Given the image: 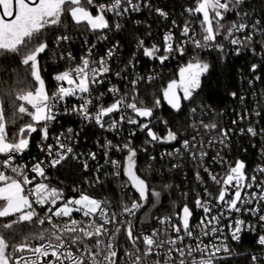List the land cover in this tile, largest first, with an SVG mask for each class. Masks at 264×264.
<instances>
[{
    "label": "snow or ice",
    "instance_id": "obj_1",
    "mask_svg": "<svg viewBox=\"0 0 264 264\" xmlns=\"http://www.w3.org/2000/svg\"><path fill=\"white\" fill-rule=\"evenodd\" d=\"M243 3L244 0H190L184 8L188 19H185L183 27L172 21L173 28L179 29V39L169 29L158 43L147 45L144 39L137 40L132 58L114 73L118 78H124L121 77L122 72L135 68L139 62L137 53L157 60L161 65L176 55L186 56L189 45L194 53L186 64L179 67L177 78L169 80L158 95H153L149 106L138 89L144 77L131 79L124 91L115 85L108 88L107 93L98 91L112 74L109 62L119 49L118 42L98 59L93 54L94 44L78 61L71 52L66 56L59 53L60 59L65 60L68 66L53 76L56 86L51 92L42 75L41 58L51 50L45 34L52 31L55 35L59 27H66L63 21L69 17L76 28L95 34L98 41L108 40L107 32L113 27L117 30L122 27L119 22L110 23L109 14L119 19L148 9L167 20L168 13L162 8H154L151 0H108L107 3L98 0H0V58H19L29 78L27 88L16 91L11 103L14 116L29 118L18 128H9V124L16 121L6 118L4 98L0 96V264H120L118 235H124L132 249L124 250V264H218L222 259L221 253L230 254L224 242L228 239L224 236L225 229L234 241H239L240 233L245 230L257 232L256 243L264 249V179H258L256 174L249 176L242 160L233 163L217 152L212 160L220 164L223 175L204 167V172L217 188V194L213 195L208 187H204L203 196L197 193L195 207L203 215L194 228L191 223L193 209L184 203L174 206L172 215L157 217L163 226L162 231L157 228L145 234L135 231L131 218H135L148 204L155 207L151 198L158 202L161 192L151 188L147 178L138 174L137 150L130 139L123 144L106 140L99 145L103 149L105 164L115 169L111 175L119 177L123 174L127 178L122 183V190L130 187L138 193L130 203L121 201L119 214L110 210L111 202L96 199L87 190L74 187L72 192L76 195L69 196L65 189L50 183L49 168L62 167L69 159H81L82 154H77L73 146L66 143L76 135L71 128L67 135L61 133L56 136L54 144L44 143L49 140L50 125L56 121L61 106L64 114H75L82 121L94 122L110 132L119 131L125 124L135 126V130L129 131V136H135L136 130L146 133L149 139L145 143L176 141L177 134L167 128L166 120L160 121L167 128L165 135L154 131L158 120L155 112L165 103L180 112L185 101L194 102L201 89L202 77L211 68L200 58V50H215L222 54V59L226 41L227 45L233 46L235 55H240L242 50H250L254 55L264 57V22L249 19V14L241 8ZM229 15L240 19L226 23ZM70 39L66 34L55 36L58 46ZM258 67L260 65L252 64L251 71L255 73ZM255 78L260 79L259 76ZM155 79L149 75L147 82ZM248 83L251 85L252 81ZM108 93L112 97L111 103L104 100ZM4 95L11 97L13 92ZM231 95L237 97L235 92ZM69 98L78 101L70 108L66 106ZM239 99L243 103L245 98L241 95ZM190 111L195 116L197 109L193 107ZM255 115H261L260 111ZM244 118L241 114L240 119ZM192 127L202 128L205 132L218 131L219 143L226 146L230 130L219 129L215 122L205 123L202 118L193 120ZM247 133L258 135L253 126L247 128ZM33 134L40 135L38 146L47 158L34 160L30 166L20 164L17 158L29 149ZM259 134L264 135V129ZM216 141L217 137L213 136L207 145L210 147ZM183 149L203 166L208 155L203 139L197 141L195 135L191 140L185 138ZM113 150L127 151L123 162L111 158L109 153ZM97 155L96 152L87 153L82 161L85 171L89 170V160L96 161ZM103 168L104 165H97L95 171L99 173ZM255 172L264 176V165H257ZM196 176L201 180L199 171ZM100 183L97 176L89 187ZM183 195L187 197L188 194ZM244 213L255 217L257 223H246L241 219ZM77 214L80 219L76 218ZM108 225H113L114 229L110 231ZM21 226L28 227L27 233L21 230ZM222 236L224 240H221ZM205 238H210L208 243ZM149 257L155 259L149 260ZM251 264H264V251L260 255L253 254Z\"/></svg>",
    "mask_w": 264,
    "mask_h": 264
},
{
    "label": "trees",
    "instance_id": "obj_2",
    "mask_svg": "<svg viewBox=\"0 0 264 264\" xmlns=\"http://www.w3.org/2000/svg\"><path fill=\"white\" fill-rule=\"evenodd\" d=\"M98 2L106 3L108 0H98ZM151 3L154 8L159 7L166 11L168 19L165 20L157 15L155 11H149L148 9L130 14L120 32L117 33V39L120 44L118 60L125 64L132 58V54L136 52L138 39H144L147 45H151L152 42L158 43L160 42L161 29L168 28L172 25L173 20L180 27H183L185 19H188L187 15L184 14V8L189 5L190 0H151ZM241 8L243 12L249 14V19L264 22V0H244ZM239 19L240 17L238 16L229 15L226 23ZM63 24L66 27H59L58 30H55V35H53L52 31L45 34L49 40L51 50L42 56L41 66L43 69L42 75L50 92L56 86L53 76L63 68L65 63L67 64L65 60L60 59L59 53H63L66 56L67 52H74L75 54L80 52L83 44L76 40L87 34L76 28L70 17L64 20ZM175 32L176 37L179 39V29L175 28ZM60 34L69 35L73 39L58 46L55 43V36ZM259 51L260 49L257 47V53ZM192 55L194 53L191 52H188L184 57L176 55L164 65H160L158 62H152L142 56V54L137 53L141 71L150 73L152 76H155L153 74L155 71L158 74L151 83H148L145 79L138 85L140 95L145 100V103L151 106L153 95H158L161 87L165 86L169 80L177 77L179 67ZM221 55V53L211 49L199 52L200 58L211 65L209 73L202 77L199 94L195 97L194 102L185 101L179 113L170 110L165 104L157 109L155 116L158 120L154 131L160 135H165L167 128H171L178 138L188 135L193 131L190 122V110L193 107L201 110V112L205 109L209 113V116H206L204 112L202 113V118H205V121H208V118L213 119L227 129L233 127V119L240 118L241 114L245 118H258V129H264V62H262L264 57L259 54L254 55L250 50H242L240 55H235L233 46L225 49L222 59ZM254 63L260 65L255 73L251 71V66ZM256 76H259L260 79L257 80ZM28 79L24 66L19 62V58L8 57L0 59V96L4 98L5 116L9 121H16L15 124H9L10 129L18 128L19 125L29 119L27 116H24L23 119L14 116L11 107L14 93L21 89H26ZM249 80L252 81L251 85L248 83ZM9 91L13 92L11 97L4 95V93ZM233 92L237 93V97L234 98L231 95ZM241 95L245 96L243 103L239 99ZM253 110L254 112H252ZM257 111H260L261 115H255ZM164 120L168 121L167 128L160 122ZM62 121L63 123L75 125L74 120L63 119ZM85 134L89 136L92 132L90 129H86ZM261 136L264 137V135ZM231 137V156H242L244 159H248L250 153L255 154L256 149L254 148L253 150L249 147V138L246 134L243 136L233 134ZM39 138L40 135L33 134L28 149L29 153L34 152L35 144ZM143 138H145L144 134H139L134 136L133 140V145L139 153L136 160L137 168L139 169L138 174L142 178H147L151 188L161 192L160 208L170 212L173 205L187 202L190 204L193 187L198 186L191 174L195 162H191L187 155H183L182 158L179 156L174 158L155 156L154 159H150L149 152L156 148L145 145ZM143 145H145V148L141 150ZM163 147H165L164 144L159 146V148ZM242 147L245 148L246 153L242 151ZM225 153L223 152V154ZM176 160H182L185 163L186 171L181 170L177 166L173 167V162ZM83 173V170L75 161L68 160L62 167L57 166L55 168L53 171L54 178L52 179L55 181L62 180L65 184L70 185L77 182ZM165 185H171L172 187L165 188ZM109 189V193L113 194L114 189ZM185 191L188 194L187 197L183 195ZM21 230L27 233L29 229L27 226H21ZM235 249L239 256L228 258L225 260V264H250V253H256L259 248L255 244V239L250 234H245L241 241L235 245Z\"/></svg>",
    "mask_w": 264,
    "mask_h": 264
},
{
    "label": "built area",
    "instance_id": "obj_3",
    "mask_svg": "<svg viewBox=\"0 0 264 264\" xmlns=\"http://www.w3.org/2000/svg\"><path fill=\"white\" fill-rule=\"evenodd\" d=\"M128 17H130V15L118 19L115 16H113L112 14H109L110 23H112L114 25L116 22H119L122 25V27L124 25L125 20H127ZM120 29L117 30V29H115V27H113L112 31L107 32L109 39L104 40V41H98L95 34H93L91 32H87V34L81 36L80 39L76 40V41L83 44L82 50L80 52H78L77 54H75L74 52H71L72 55L74 57H76V59L78 61L79 57H81L82 55H85L87 53L89 47H91V45H93V44L96 45L95 49H93V54L96 56L97 59L99 58V56L106 55L107 49L109 47H111L114 43H117V42L119 43V41L117 39V33L120 32ZM169 29H172V31L176 35L175 28H173V26L170 25L168 28L161 29L160 37H159L160 41L162 40L164 33L166 31H168ZM237 35H239V33H237ZM72 39L73 38L71 37V39L69 41H71ZM69 41H66V42H69ZM225 44H226V48L231 46V45H227L226 41H225ZM119 47H120V44H119ZM57 49H59V48H57ZM206 50H208V49L200 50L199 52L206 51ZM118 52L119 51L116 52V55L114 56V58L109 62L111 64V67H112V74H110L108 76V78L105 80V83L103 85L99 86V89H98L99 92L107 93V89L112 87L113 85H115L117 88L121 89V91H124L129 86V81L131 79H134L136 76L144 77L147 80V77L149 75H152L150 73L142 72L141 69L139 68V62H138L135 65V68H130L127 72L121 73V77H124V78H118L117 76H115L114 73L117 71H120L125 65V63L118 60V57H119ZM188 52L193 53L191 50V45H189V51ZM58 53H59V50H58ZM189 59H190V57H188L182 65L186 64ZM151 61L152 62L156 61L159 63V61H157V60H151ZM168 61H166L165 63H167ZM67 66L68 65L65 63L63 65V68L60 71H63ZM153 74L155 76L158 75L156 71ZM244 98H245V96H244ZM104 100L107 103H111V100H112L111 94L108 93L104 97ZM77 102L78 101L76 100V98H69L67 103H66V106L70 108L72 106V104H75ZM203 112L206 116L207 115L209 116V113L205 109L202 112H201V110H197L195 116H193L191 114V118H190L191 126H192L193 120H199L202 118ZM252 112H254V110ZM61 117H69V118H61ZM63 119L74 120L75 125L63 123V121H62ZM202 119L204 120L205 123L215 122L218 125L219 129L230 130L229 137L226 141V146L219 143L218 131L205 132L204 129H202V128L199 130L193 128V131L191 133H189L188 135H185L181 138L177 137L176 141H171L169 143H163L165 145V147L159 148V146L161 144L145 143V141L149 139L147 137L146 133H143V132L136 130V135L144 134L145 138H143V140H144L145 145H148L151 148L152 147L156 148L155 150H152L151 152H149V158L150 159H153V157L155 158V156H159V157L169 156L172 158H174L175 156H179L180 158H182L183 155H187L189 157V159H191V162H195V166L191 170V174H192L193 180L197 183L198 186L193 187L194 189H193V192L191 195L190 204H188V202H187L189 207L193 209V213H194L193 219L191 222L193 228L195 227V225L197 223H199L200 218L203 215L202 211L199 209H196V207H195V199H196L197 193H199V194H201V196H203L204 187H208L209 191H211L213 195L217 194V188L215 185L212 184V181L210 180L209 175L204 172V170H203L204 167H208L210 169V171L213 173H220L221 175H223V172H224V170L221 168L219 163H213L212 157L215 156L217 152H219L222 157L229 160L230 162L234 163L236 160L244 161V163L246 164V172L249 176L256 174L258 179H264V176H260V174L258 172H255L257 165H264V137H262L261 134H259L261 129H258V118H244L243 120H241L240 118H236V120L233 119V120L237 121V123H235V124L232 123L233 127L228 128V129L224 125L218 124L213 119L208 118L209 119L208 121H205V118H202ZM249 126L255 127L257 129L258 135L252 136V135L248 134L247 128ZM69 128H71L76 135L74 136V138L72 140H66V143L71 144V146H73L74 151L77 154H82L80 161L73 160V159H69V160L75 161L80 166V168L83 170L84 173L81 175V177L79 178V180L77 182H74V183H71L70 185H68V184H65L62 180H58V181L53 180L52 179V178H54L53 177L54 176L53 171L55 170V168H49L47 170V173H48V176L50 178V183L52 184V186H56V187H60V188L65 189V194L69 195V196L76 195V193L72 192V189L74 187L80 188L82 190H87L88 193L90 195H92L94 198L99 199V200H107V201L111 202L112 207L110 210L116 211L119 214L121 201H126V202L130 203L132 199H136L138 197V193H136L134 191V189H131L130 187L122 190V187H121L122 183L127 178L125 176H123V174H121V176H119V177L111 175L115 171V169H113L110 164H105L103 149L101 147H99V145H103L106 140H111L113 142V144H123L124 142H126L129 139L132 141V145H133L134 136L130 137L129 131L135 130V126L125 124L122 126V128L119 131L110 132V131H107L105 129H101L94 122L89 123L86 121H82L81 118L75 114H71V115L64 114L63 113V106H61L59 114L57 115L56 121H53L50 125L49 140L44 142V143H53L54 144L55 143L54 138L56 136L60 135L61 133H65L67 135V130ZM86 129H90L92 134L89 136H86V134H85ZM241 129H244V132H241ZM233 134L238 135V136H243L244 134H246V136L249 138L248 139L249 147H251L253 150H254V148L256 149L255 154L250 153L248 159H244L242 156H231V151H230L231 150V139H232L231 136ZM194 135L196 136L197 141H200L201 139H203V141L205 142V150L208 152V155L204 158L203 166H201V162L199 160H193L191 155L183 149V140L185 138L191 140V138ZM213 136L217 137V141L212 146L209 147L207 145V141L209 139H211ZM40 143H41V137L39 138V140L35 144L34 152L29 153V150H26L21 156H19L17 158L18 163L28 164L30 166L31 163L34 162V160L46 159L47 157H46L45 153L41 152L40 147L38 146V145H40ZM145 145H143L141 147V150H144L143 148H145L144 147ZM133 147H134V145H133ZM177 149L180 150L179 153L176 152ZM242 151L244 153H246L245 152L246 150L243 147H242ZM89 152H96L98 154L97 160L96 161L89 160V165H90L89 170L85 171L83 169L82 161H83L84 157L87 155V153H89ZM223 152H226V153L223 154ZM167 153H173V154L168 155ZM138 154L139 153L137 151V156H138ZM109 155L111 156L112 159L120 160L121 162H123L124 157H126V155H127V151L125 150L123 152H117V151L113 150L109 153ZM136 160H137V157H136ZM97 165H104L103 170L99 173H97L95 171ZM173 165H175V167L176 166L180 167L181 170H183V171H186V169H185L186 165H185V163L182 162V160L174 161ZM198 171L200 173L201 180L197 179L196 173ZM97 176H99L101 183L96 184L95 187L90 188L89 184L90 183L94 184ZM109 188L114 189L113 194L109 193V190H110ZM185 193H187V192L185 191L184 194ZM151 199H152V203L155 204V207H152V204H148L145 206V208L141 212L137 213V216L135 218H131L133 220V224L135 226V231L137 233L143 232L145 234H148L153 229H157V228H160L162 231L163 226L158 223L157 217L172 215L174 210H175V207H179V206L183 205V204L173 205L172 210L170 212H168V211H164L160 208L161 197H160V200L158 202L155 200V198H151ZM149 209H151V211H149ZM76 218L80 219L81 217L79 216V214H77ZM125 218L127 219L129 217H125ZM241 219H244L246 221V223H254V224L257 223L256 218L248 215L247 213L242 214ZM108 227H109L110 231L114 229L113 225H108ZM122 232H123V229H122ZM245 234H250L255 239V244L259 248L256 253H254V252L250 253V264H251V256L253 254L260 255L261 252L264 251V249H262L261 246H259L256 243L257 232H250V231L245 230V231L240 233V240L234 241L231 239L230 234L228 233V230L225 229L224 236H227L228 239L224 242L227 243V245L230 249V254L221 253L220 255H221L222 259H220L218 261V264H225L226 263L225 260H227L228 258L239 256L238 255L239 253L235 249V245L241 241L242 237ZM209 240H210V238H205L206 243H208ZM221 240H224L223 236L221 237ZM116 242L118 244L117 250H118V253L121 257L120 264H124V250L125 249L132 250L131 246L127 242L126 237L124 235H118L116 238ZM188 242H190V241H186V243H188ZM211 242L212 243H219V241H216V240H211ZM153 259H155V258L149 257V260H153Z\"/></svg>",
    "mask_w": 264,
    "mask_h": 264
},
{
    "label": "water",
    "instance_id": "obj_4",
    "mask_svg": "<svg viewBox=\"0 0 264 264\" xmlns=\"http://www.w3.org/2000/svg\"><path fill=\"white\" fill-rule=\"evenodd\" d=\"M206 75H207V74H206ZM206 75H205V76H206ZM165 106H167L170 110H172V111H174V112H176V113H179V112H177V111L171 109L166 103H165Z\"/></svg>",
    "mask_w": 264,
    "mask_h": 264
},
{
    "label": "flooded vegetation",
    "instance_id": "obj_5",
    "mask_svg": "<svg viewBox=\"0 0 264 264\" xmlns=\"http://www.w3.org/2000/svg\"><path fill=\"white\" fill-rule=\"evenodd\" d=\"M1 59V58H0Z\"/></svg>",
    "mask_w": 264,
    "mask_h": 264
}]
</instances>
